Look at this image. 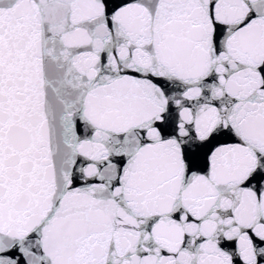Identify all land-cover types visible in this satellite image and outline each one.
Returning a JSON list of instances; mask_svg holds the SVG:
<instances>
[{
	"label": "snow or ice",
	"instance_id": "obj_1",
	"mask_svg": "<svg viewBox=\"0 0 264 264\" xmlns=\"http://www.w3.org/2000/svg\"><path fill=\"white\" fill-rule=\"evenodd\" d=\"M0 264H264V0H0Z\"/></svg>",
	"mask_w": 264,
	"mask_h": 264
}]
</instances>
